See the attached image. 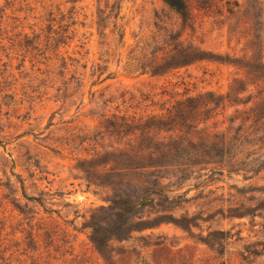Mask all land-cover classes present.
<instances>
[{"label": "rangeland", "instance_id": "obj_1", "mask_svg": "<svg viewBox=\"0 0 264 264\" xmlns=\"http://www.w3.org/2000/svg\"><path fill=\"white\" fill-rule=\"evenodd\" d=\"M233 1L193 7L184 29L162 0H0V264H107L87 224L111 191L77 163L137 147L138 133L106 134V118L162 114L208 92L221 101L189 138L224 135L231 154L164 181L181 195L165 214L190 227L113 240L111 264H264V78L243 65L264 61V0H236L237 18ZM171 32L219 60L152 75Z\"/></svg>", "mask_w": 264, "mask_h": 264}, {"label": "trees", "instance_id": "obj_2", "mask_svg": "<svg viewBox=\"0 0 264 264\" xmlns=\"http://www.w3.org/2000/svg\"><path fill=\"white\" fill-rule=\"evenodd\" d=\"M162 2L179 16L184 29H191L192 8L209 9L214 6L215 0ZM233 4L237 9L228 7L227 13L237 18L240 4L236 0ZM180 37L181 32L169 33L170 48L167 55L159 59L155 57L147 65L152 75H161L202 59L219 60L204 50L184 44ZM243 65L261 71L264 78L263 58L262 64ZM226 98L230 101L229 94ZM220 101L221 97L208 92L205 96L189 95L176 100L162 114L138 118L112 115L105 119L104 132L109 136L123 138L138 133L139 140L137 147L98 152L91 159L77 163L88 184L104 186L111 191L108 204L97 208L87 224L90 229L89 240L107 264H111L110 243L113 240H125L134 231L152 228L163 222L171 221L183 229L190 227L188 219H177L165 214L178 205L181 195L171 196L174 190L168 189L164 181L174 172H183L191 165L220 163L230 156L232 141L224 135L215 134L212 140L194 141L189 138L191 134L198 133L201 118L206 119ZM257 108L260 110L256 112V121L264 120V98ZM161 133L166 136H160ZM146 207H157L160 214L152 218L144 217L143 210Z\"/></svg>", "mask_w": 264, "mask_h": 264}]
</instances>
